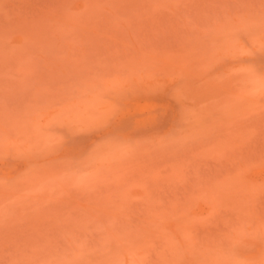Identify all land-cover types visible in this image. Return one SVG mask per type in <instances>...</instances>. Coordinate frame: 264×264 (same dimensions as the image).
<instances>
[{
	"label": "rangeland",
	"instance_id": "374dc122",
	"mask_svg": "<svg viewBox=\"0 0 264 264\" xmlns=\"http://www.w3.org/2000/svg\"><path fill=\"white\" fill-rule=\"evenodd\" d=\"M0 264H264V0H0Z\"/></svg>",
	"mask_w": 264,
	"mask_h": 264
}]
</instances>
